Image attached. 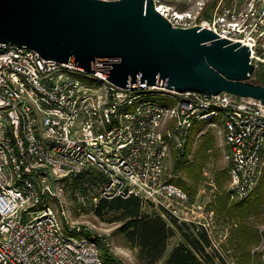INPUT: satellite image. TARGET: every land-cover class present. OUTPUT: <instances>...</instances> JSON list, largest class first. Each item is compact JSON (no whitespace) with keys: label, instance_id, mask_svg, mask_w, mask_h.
<instances>
[{"label":"built area","instance_id":"1","mask_svg":"<svg viewBox=\"0 0 264 264\" xmlns=\"http://www.w3.org/2000/svg\"><path fill=\"white\" fill-rule=\"evenodd\" d=\"M153 2L174 27L200 25L249 46L250 79L264 85V0ZM196 122L220 125L229 195L245 200L264 167L260 100L120 87L102 72L0 42V264H108L107 239L72 218L64 180L79 177L72 191L81 206L136 196L164 217L205 229L218 248L207 204L192 201L168 171Z\"/></svg>","mask_w":264,"mask_h":264},{"label":"water","instance_id":"2","mask_svg":"<svg viewBox=\"0 0 264 264\" xmlns=\"http://www.w3.org/2000/svg\"><path fill=\"white\" fill-rule=\"evenodd\" d=\"M0 42L107 74L120 87L222 91L264 104L250 49L207 27H174L153 0H0Z\"/></svg>","mask_w":264,"mask_h":264},{"label":"trees","instance_id":"3","mask_svg":"<svg viewBox=\"0 0 264 264\" xmlns=\"http://www.w3.org/2000/svg\"><path fill=\"white\" fill-rule=\"evenodd\" d=\"M198 128L199 122L194 123L188 135L185 153L176 159V168L182 169L185 178L179 176L172 179L189 195H193L197 191L212 141L210 137L204 134L193 156L188 158L187 153L191 151ZM79 179L81 178H77L75 182H79ZM253 192L249 195H252V198L248 196L247 200L231 204L228 213L238 219L249 216L253 211L251 204L257 202L255 195L258 193L254 194ZM223 198L224 202H222L221 197L218 200L222 206H225L229 200V194ZM147 205L139 197L130 196L128 198L100 199L92 206V209L96 216L102 220L122 223L120 226L121 233L130 245L138 249L137 257L144 264H155L160 260L167 250L169 240L176 234H180L182 240L173 247L166 264H219L216 258L220 254L205 229L194 223L178 221L172 216L164 217L155 208L147 210ZM235 238L237 240L235 247L238 254L237 264H264L262 253L257 249L260 239L257 228L248 225L245 221H240L235 231ZM101 246L102 250L107 253L105 245L102 244ZM108 256L110 258H107V263L111 260L114 264H121L111 255L108 254Z\"/></svg>","mask_w":264,"mask_h":264},{"label":"rangeland","instance_id":"4","mask_svg":"<svg viewBox=\"0 0 264 264\" xmlns=\"http://www.w3.org/2000/svg\"><path fill=\"white\" fill-rule=\"evenodd\" d=\"M206 15H210V2L208 4ZM204 134L212 140L211 146L208 151V157L203 166V175L197 187V191L195 194L190 195V198L192 201L202 204V206L207 204L206 211H210V233L218 245V248H215L220 254V256H216V261H219V264H237L238 254L236 253L235 248L237 244L235 231L240 221H245L248 225L254 226L259 231L260 239L257 249L260 253H262V258H264V167L256 188V190H259H255V193H258L255 195V201L257 199V202H253L251 204L253 211L249 216H246L243 219L231 216L228 213L229 206L240 201L232 200L229 195L228 202L225 206H222L218 200L221 197L222 202H224L223 197L226 194H230L227 175L228 162L225 157L226 146L221 127L220 125H215L213 123H199L198 131L196 132L192 143L194 150L201 143L203 139L202 136ZM176 163L175 158H172L171 165L168 170L169 173L174 176L172 179L179 176L185 178V175L182 173V169L176 168ZM75 180H64L66 200L68 201L72 218L81 224L88 225L94 231H97V235L101 238H106L110 243L109 246H105L108 251L107 253L117 262L119 261L121 264H144L137 257L138 249L130 245L123 233H121V222L102 220L94 213L92 204L81 206V204L78 203L72 189L79 184L80 179L79 182H75ZM249 197L252 198V195ZM247 199L248 198L245 200ZM152 208L153 207L150 204L146 206L147 210ZM219 209H221V211H219ZM204 211L205 210L203 209L202 214ZM206 211L205 214L207 213ZM199 215L203 216L201 215V211L199 212ZM165 217H167V215ZM181 240L180 234L174 235L169 240L165 254L155 264H166L171 250L174 246L179 244ZM107 253L102 250V257L105 261L109 257ZM108 264H114V262L110 260Z\"/></svg>","mask_w":264,"mask_h":264},{"label":"crops","instance_id":"5","mask_svg":"<svg viewBox=\"0 0 264 264\" xmlns=\"http://www.w3.org/2000/svg\"><path fill=\"white\" fill-rule=\"evenodd\" d=\"M195 151V150H194ZM228 175V174H227Z\"/></svg>","mask_w":264,"mask_h":264}]
</instances>
